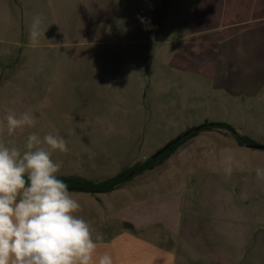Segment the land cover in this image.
<instances>
[{
	"label": "rangeland",
	"instance_id": "1",
	"mask_svg": "<svg viewBox=\"0 0 264 264\" xmlns=\"http://www.w3.org/2000/svg\"><path fill=\"white\" fill-rule=\"evenodd\" d=\"M36 15L45 38L33 48ZM174 27L176 0H0V126L9 112L36 120L0 139L23 150L31 133L59 134L69 149L53 153L60 174L94 181L144 163L189 126L226 123L264 145V92L245 103L214 100L208 82L174 72ZM250 144L228 130L201 132L111 193L73 192L77 214L100 235L174 208L181 236L221 219L236 235L239 223L226 262L202 253L191 264H264V181L256 178L264 150Z\"/></svg>",
	"mask_w": 264,
	"mask_h": 264
},
{
	"label": "crops",
	"instance_id": "2",
	"mask_svg": "<svg viewBox=\"0 0 264 264\" xmlns=\"http://www.w3.org/2000/svg\"><path fill=\"white\" fill-rule=\"evenodd\" d=\"M173 30L179 37L172 41L170 67L194 81L208 82L214 100L245 103L244 98L264 92V0H176ZM161 218L146 217L133 223V229L118 227L101 235L100 252H110L115 264H191L202 253L226 262L229 242L243 235L239 223L233 235L228 221L221 219L200 232L190 226L181 236L176 208Z\"/></svg>",
	"mask_w": 264,
	"mask_h": 264
},
{
	"label": "clouds",
	"instance_id": "3",
	"mask_svg": "<svg viewBox=\"0 0 264 264\" xmlns=\"http://www.w3.org/2000/svg\"><path fill=\"white\" fill-rule=\"evenodd\" d=\"M43 17L30 25L28 43L35 48L45 38ZM0 132L9 137L35 126L28 112H9ZM67 141L59 134L27 136L24 149L0 139V264H115L110 252H100L102 236L78 215L82 205L60 175L54 152L67 153ZM224 164L232 173L231 157ZM264 181V168L256 169Z\"/></svg>",
	"mask_w": 264,
	"mask_h": 264
},
{
	"label": "trees",
	"instance_id": "4",
	"mask_svg": "<svg viewBox=\"0 0 264 264\" xmlns=\"http://www.w3.org/2000/svg\"><path fill=\"white\" fill-rule=\"evenodd\" d=\"M215 129L228 130L229 132L233 133L240 141L242 140L244 144L251 143V140L248 137L241 138L240 136H238L235 132V129L229 124L205 123L204 125L190 129V134L187 137H183L184 134L179 136L182 137L180 141L170 146L167 150H165L161 155L157 156L156 158H150L144 163L137 164L130 170H124L116 174L115 176L108 177L102 181H94L81 176H59L58 178L63 179L65 181L71 192L88 194L111 193L117 190L118 188L122 187L134 177L142 175L146 171L153 170L157 165L166 162L174 154L178 147L186 141L192 139L193 137H196L201 132L212 131Z\"/></svg>",
	"mask_w": 264,
	"mask_h": 264
},
{
	"label": "water",
	"instance_id": "5",
	"mask_svg": "<svg viewBox=\"0 0 264 264\" xmlns=\"http://www.w3.org/2000/svg\"><path fill=\"white\" fill-rule=\"evenodd\" d=\"M189 134H190V131L184 133L183 137H187ZM181 139H182V137H178V138L174 139L173 141L168 143L165 147H163L161 150L156 152L152 158H156L157 156L161 155L165 150H167L170 146H172L173 144L177 143ZM248 147L253 148V149L264 150V145H261V144H250ZM124 227L127 228V229H133L134 228L133 225L129 224V223L125 224Z\"/></svg>",
	"mask_w": 264,
	"mask_h": 264
}]
</instances>
